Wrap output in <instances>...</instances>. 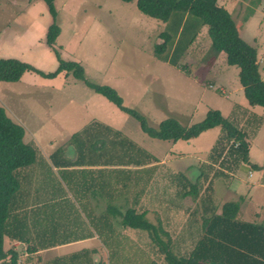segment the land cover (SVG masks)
Segmentation results:
<instances>
[{
  "label": "rangeland",
  "instance_id": "374dc122",
  "mask_svg": "<svg viewBox=\"0 0 264 264\" xmlns=\"http://www.w3.org/2000/svg\"><path fill=\"white\" fill-rule=\"evenodd\" d=\"M218 5L230 12L242 40L256 49L264 79V0H221ZM54 7L60 34L49 48L45 35L52 19L44 1L0 0V59H15L48 74L58 67L56 50L63 61L82 65L88 83L115 90L123 106L143 115L152 127L169 118L176 119L182 126L193 125L202 121L208 111L217 110L235 126L244 127L248 133L249 162L260 170L253 171L240 162L234 166L225 154L211 166V149L221 135L220 128L190 141L149 138L136 120L95 93L84 81L74 79L72 74L61 73L56 78L44 79L26 73L18 82H0V107L13 122L23 127L24 141L44 152L50 144L63 151L71 152L73 148L71 155L76 156L78 144L86 143V137L82 135L83 138L76 140L72 137L74 134L80 135L89 127L96 131L99 123L112 129L113 135L120 131L119 140L135 142L159 160L155 173L160 180L155 176L149 188L152 195L161 192L163 197L152 196L144 202L145 192L149 191L146 188L138 199L142 200V210L137 208V211L146 210L143 206L147 200L151 205L153 200H162V208L149 212L146 218L153 224L162 223L172 237L182 235L184 238L185 230L180 226L189 227L194 223L191 219L195 218L192 231L198 238L204 208L213 205L219 211L226 202L239 203L238 219L263 222L264 109L248 105L239 82V69L227 65L225 54L217 55L212 51L207 28L198 31L200 36L194 44L175 58L176 68L153 54L155 46L163 42L161 34L168 33L175 39V32L164 23L141 14L135 0L129 3L55 0ZM258 9L261 13L263 10V15L256 13L248 21L249 28L243 29L244 22ZM259 16L261 21H256L253 28L252 23ZM167 54L172 55V47ZM110 163L118 164L115 157L110 158ZM161 165L168 172L182 173L192 179L196 196L179 198L176 192L180 188L170 184ZM226 167L237 170L230 175V171L224 170ZM221 169L227 178L218 174L212 176ZM160 170L164 173L162 178ZM199 171L209 178L198 179ZM132 191L134 188L130 189ZM116 225L115 231L125 242L123 245H127L128 252L121 244L113 242L114 251L105 247L107 258L105 251L99 253L102 260L98 264H165L162 256L152 249L145 232L123 229L118 221ZM178 239L173 241L174 251L178 256L187 255L195 242L191 245V237Z\"/></svg>",
  "mask_w": 264,
  "mask_h": 264
},
{
  "label": "trees",
  "instance_id": "16d2710c",
  "mask_svg": "<svg viewBox=\"0 0 264 264\" xmlns=\"http://www.w3.org/2000/svg\"><path fill=\"white\" fill-rule=\"evenodd\" d=\"M42 1H44L52 19L45 35V44L52 48L60 34V28L56 24L55 0ZM120 1L129 3L134 0ZM135 1L136 8L141 14L164 23L176 34L175 39H172L168 33L161 34L160 38L163 42L155 46L153 52L156 58L178 68L175 58L181 57L200 36L198 31L206 27L212 51L217 55L225 54L227 65L239 69V82L248 105L264 109V79L260 74L256 49L242 40L229 12L223 6L218 5L219 0ZM170 47H172V55L169 57L167 51ZM55 53L58 59V67L54 72L48 74L15 59H0V82H18L26 73H33L44 79L56 78L61 73L66 76L72 74L74 79L84 81L95 93L105 97L118 110L136 120L141 131L149 138L169 142L190 141L198 138L202 133L220 128L221 135L211 149L213 154L210 157L211 166H215V163L221 160L223 156L228 155L234 166L240 162L247 164L253 171L260 170L258 166L249 162L248 133L244 131V127L239 128L236 122L237 126H235L224 118L219 111L210 110L202 121L189 126H182L176 119L169 118L161 121L157 127H152L143 115L136 110L124 107L122 99L115 90L107 86H96L88 83L84 79V70L81 64L63 61L56 50ZM233 120L236 121V118ZM90 128H85L80 135L74 134L72 136L76 140L85 136L87 144L81 143V145L87 146L83 147L78 144L76 161L74 163L66 162L64 165L120 166L117 169H112L111 180L116 183L115 185H119L120 191H124V193L134 188L132 200L125 198V194H121L120 203L117 201L118 206L109 207L105 213L99 215L102 220V229H96L97 235L102 238L106 244L104 246L109 251H114L115 246H112L114 243L116 245L121 244L127 250V245H123L125 242L119 235H116L115 227L117 226L116 221H118L123 229L145 232L151 241L152 249L159 256H162L165 264H264V221L249 222L238 219L239 203L229 202L224 203L219 211L213 205H210L208 209L207 207L204 208L200 219L201 235L197 238L194 235L195 232L192 231L191 245L195 242L193 248L187 255L178 256L173 249L172 238L165 230V226L160 222L157 224L150 223L146 218L148 215L146 210L137 211V208L142 210L138 200L140 193H143L146 188L150 190L149 185L155 180V176L157 177L155 172L158 166L155 164L159 160L139 144L129 142L130 140L126 139L119 140L122 134L120 131L115 132L114 135L116 136H114L112 129L100 123L96 131ZM24 134L23 127L13 122L4 109L0 107V264H20L18 257L24 252L31 253L34 251L33 247H28L26 251L20 252L13 248L5 249L4 247L6 236L11 240L17 239L11 237L8 232V224L12 220V202L22 189L23 184L32 178L34 170L39 167V161H42L40 160L42 154L39 148L32 145L33 143H26ZM113 157L117 159V165L110 163V158ZM51 161L53 162V159ZM149 165L152 166L145 168ZM160 167L166 171L165 168H162L163 165ZM207 168L210 169V167ZM162 170H160L161 178L164 176ZM224 170L232 173L237 168L226 167ZM224 170L216 171L214 172L215 175L212 176L218 174L217 176L227 178ZM199 172L198 179L209 178L202 171ZM165 177L169 179L171 185L177 189L180 188L176 192L179 198L196 196V187L192 185V179L186 178L182 173L168 171H166ZM157 179L160 180L158 177ZM109 180L110 176L108 180L104 179L106 187L109 186ZM137 187L140 189L136 190ZM113 221H115L114 226ZM185 232L187 233V231ZM112 237L117 238L116 240L113 239L109 245L108 240ZM49 247L48 245H38L37 249ZM83 253L82 263L74 261L75 256H71L69 261L77 264H93L91 260L87 262L86 254L88 252L84 251ZM125 257L128 258L127 253Z\"/></svg>",
  "mask_w": 264,
  "mask_h": 264
},
{
  "label": "crops",
  "instance_id": "0c3cea01",
  "mask_svg": "<svg viewBox=\"0 0 264 264\" xmlns=\"http://www.w3.org/2000/svg\"><path fill=\"white\" fill-rule=\"evenodd\" d=\"M261 11L262 13L259 9L254 10L252 16L246 18L247 20L245 19L243 29L249 28L248 21L256 13H259L260 16L263 15V10ZM260 16L253 21V28L256 21H261ZM258 61L261 63L260 58ZM39 150L42 154L39 167L34 170L32 178L23 184L22 189L12 202V220L8 224V232L11 237L17 239L11 240L6 236L4 238L5 249L13 248L20 252L26 251L28 247H33L34 251L31 253L24 252L18 257L20 264L82 263L84 251L88 252L86 254L87 262L91 260L93 264L100 263L102 258H100L99 253L105 251L107 258L108 252L104 246L106 244L102 238H99L96 231V229H102V220L99 215L105 213L107 208L112 207V204H114L113 207L118 206L117 201L120 203L121 194H125V198L132 200L134 192L127 191L124 193V191H120L119 185H115L116 183L111 180L112 169H117V167L64 165L66 162L74 163L76 161L77 156L71 155L73 148L71 152L63 151L57 145L50 144L47 145L45 152L42 149ZM54 153L55 156H53ZM150 166L152 165L145 168ZM109 176V186L106 187L104 179L108 180ZM143 193H140V198H142ZM145 193L144 202L152 196H154L153 198L163 197L161 192L156 193V195L154 192L152 195L149 190ZM112 200L114 201L112 202ZM150 203L147 200V204L144 203L143 206L147 213L159 211L162 208V200H153L152 205ZM154 206L159 209L153 210L152 207ZM191 221L194 223L187 228L180 226L181 230L187 231V233L183 231L184 238L182 235L174 237L170 235L172 241L179 240L178 238L181 241L188 240L191 237L196 219L192 218ZM116 238L109 239V245ZM36 245H48L50 247L37 249ZM71 256L76 257L73 260L77 263L69 261Z\"/></svg>",
  "mask_w": 264,
  "mask_h": 264
}]
</instances>
